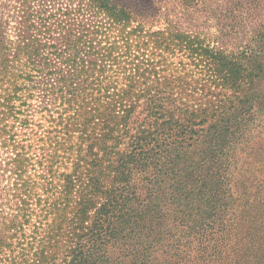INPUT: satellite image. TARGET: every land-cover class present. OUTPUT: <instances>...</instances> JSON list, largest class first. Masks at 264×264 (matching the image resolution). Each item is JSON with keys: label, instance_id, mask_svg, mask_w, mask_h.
<instances>
[{"label": "trees", "instance_id": "16d2710c", "mask_svg": "<svg viewBox=\"0 0 264 264\" xmlns=\"http://www.w3.org/2000/svg\"><path fill=\"white\" fill-rule=\"evenodd\" d=\"M197 1H0V264H264V0Z\"/></svg>", "mask_w": 264, "mask_h": 264}, {"label": "rangeland", "instance_id": "374dc122", "mask_svg": "<svg viewBox=\"0 0 264 264\" xmlns=\"http://www.w3.org/2000/svg\"><path fill=\"white\" fill-rule=\"evenodd\" d=\"M0 1L1 2H7V0H0ZM154 1H158V2L160 1L161 4H164V5H169L173 2V0H154ZM205 1H208V0H198L197 1L198 4L195 7L198 9H201L200 10L201 12L198 13L197 15H194L193 16L194 19L184 15L182 12H180V9H178V8L174 9V13L171 14L170 18H172L173 20H178L180 22V25L182 26V28H184L186 30L190 29L193 31L210 34V32H213V28L207 27L205 15L201 14L202 12H204L203 8L205 7V4H204ZM229 3H230V0H222V2L220 3L222 6L217 9V12H219V14H225V9L229 6L228 5ZM214 4H217V3L214 2ZM224 7H226V8H224ZM214 22L215 21H212V23H214ZM209 24H211V22ZM209 36H211V35H209ZM35 108H36V104H35V101H33L32 111H34Z\"/></svg>", "mask_w": 264, "mask_h": 264}]
</instances>
